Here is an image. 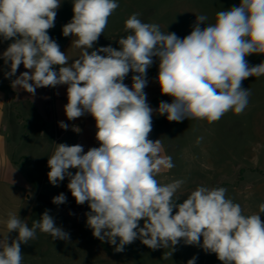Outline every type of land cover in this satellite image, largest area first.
Masks as SVG:
<instances>
[{
    "label": "clouds",
    "instance_id": "1",
    "mask_svg": "<svg viewBox=\"0 0 264 264\" xmlns=\"http://www.w3.org/2000/svg\"><path fill=\"white\" fill-rule=\"evenodd\" d=\"M60 6L61 0H0V37L14 41L2 54L5 64L10 62L5 76H14L21 64L29 70L12 87L34 96L37 88L67 85V118L87 113L96 122L100 146L85 153L79 144H56L48 159L49 182L56 186L69 179L67 188L76 203H88L85 215L92 235L115 245L116 252L139 239L153 250L170 248L172 255L183 241L215 253L223 264H264V203L257 213L245 216L238 203L226 198L227 189L204 186L178 203L176 193L184 182H158L156 175L174 164L170 156L161 155V140L148 138L154 111L166 114L170 122L209 123L230 110L244 111L250 91L242 81L264 75V62L250 66L245 59L264 54V0H241L239 6L219 11L215 23L204 28L200 25L207 17L196 16L191 33L182 39L161 31L158 24L142 22L135 13L125 21L131 34L118 40L119 50L109 45L90 53L119 5L116 0H73L74 15L62 33L75 37L72 43L82 52L70 65L48 33ZM154 57L159 60L161 94L173 98L155 110L144 91ZM54 65L60 66L58 71ZM130 71L135 73L131 88L124 83ZM60 127L69 126L60 122ZM65 202L63 193L53 198L56 205ZM5 225L0 264H22L21 244L34 239L37 229L53 240L70 238L48 210L31 227L11 213ZM11 232L18 236L9 244ZM187 264H196V257Z\"/></svg>",
    "mask_w": 264,
    "mask_h": 264
},
{
    "label": "rangeland",
    "instance_id": "2",
    "mask_svg": "<svg viewBox=\"0 0 264 264\" xmlns=\"http://www.w3.org/2000/svg\"><path fill=\"white\" fill-rule=\"evenodd\" d=\"M118 8L108 18V24L94 48L111 45L119 50L118 40L127 37L131 30H125V21L135 13L145 23L158 24L161 31L174 32L179 38L189 35L196 22V16L205 15L207 20L201 28L214 24L219 11L239 6L241 0H116ZM73 0H61L54 27L48 30L62 52L75 49V37H65L62 28L73 17ZM14 42L0 37V74L10 70L2 54ZM76 50V49H75ZM79 54L82 50L77 49ZM103 55V54H102ZM245 59L250 66L264 62V54H252ZM148 75H158V58H153ZM27 71L19 66L18 73ZM134 74L129 72L128 76ZM242 87L249 89V103L244 111L225 113L218 121L209 123L202 119H184L170 122L162 116L159 139L165 154L172 158L174 167L157 174L161 185L182 180L177 190L178 203L197 187L227 189L226 198L238 203L245 216L259 211L264 203V75L249 77L242 81ZM164 118V119H163ZM77 169H71L75 174ZM68 183V182H66ZM53 192L47 193L52 196ZM63 194H66L63 192ZM61 206L65 214L73 219H65L66 225L55 222L70 234L68 241L53 240L50 234L36 231L34 239L21 244L22 264H187L196 257V264H223L215 253H206L201 247L186 245L181 241L170 248L156 250L148 248L139 239L125 245L123 252L114 251L115 245L101 242L92 235L87 226L88 203L78 205L72 196ZM176 209L173 210L175 214ZM44 212H40V219ZM51 215V214H50ZM52 216V215H51ZM264 222V213H260ZM39 219H31L28 226ZM143 221L139 226H143ZM201 237V243H202ZM119 238H117V244Z\"/></svg>",
    "mask_w": 264,
    "mask_h": 264
},
{
    "label": "crops",
    "instance_id": "3",
    "mask_svg": "<svg viewBox=\"0 0 264 264\" xmlns=\"http://www.w3.org/2000/svg\"><path fill=\"white\" fill-rule=\"evenodd\" d=\"M75 49L69 50L66 55L69 65L81 55L78 48ZM20 66L24 68L23 64ZM59 67L53 66L57 71ZM19 75L18 70L8 78L0 74V236L6 231L5 221L10 213L27 224L31 219H39L38 215L45 210L63 227L65 219H73L64 213L61 206L53 203V198L63 192L68 200L71 192L67 188V177L56 186L49 182L48 159L54 154L56 144H79L85 153L100 146L96 139V122L90 114L74 120L67 118L64 111L68 103L67 85L37 88L33 96L21 88L12 87V81ZM132 75H127L124 80L129 88ZM157 76L147 74L148 84L144 89L147 102L154 110L161 101L171 103L173 100L161 94ZM152 121L153 128L148 138L155 141L161 132L162 116L154 111ZM60 122L67 124L68 129H62ZM161 155H166L164 148ZM164 172L166 170H161L158 174ZM50 192H53L52 196L47 195ZM40 197L52 205L42 202ZM8 236L10 244L18 233L11 232Z\"/></svg>",
    "mask_w": 264,
    "mask_h": 264
},
{
    "label": "trees",
    "instance_id": "4",
    "mask_svg": "<svg viewBox=\"0 0 264 264\" xmlns=\"http://www.w3.org/2000/svg\"><path fill=\"white\" fill-rule=\"evenodd\" d=\"M40 200H41L42 202H44V203H47V204H50V205H52L50 202L46 201V200H45V199H43L42 197H40Z\"/></svg>",
    "mask_w": 264,
    "mask_h": 264
}]
</instances>
